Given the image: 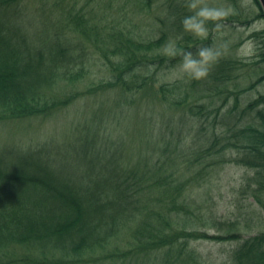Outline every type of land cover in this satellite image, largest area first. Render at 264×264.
Masks as SVG:
<instances>
[{
  "label": "trees",
  "instance_id": "16d2710c",
  "mask_svg": "<svg viewBox=\"0 0 264 264\" xmlns=\"http://www.w3.org/2000/svg\"><path fill=\"white\" fill-rule=\"evenodd\" d=\"M24 1L0 0V126L47 120L104 96L63 150L52 139L0 145V264H205L190 247L198 241L237 242L231 264H264V231L244 237L240 222L216 234L197 230L191 226L200 205L186 198L213 168L235 164L253 172L240 191L264 210V93L241 106L264 72L232 88L239 62L221 47L207 77L162 82V72L179 67V57L163 54L170 39L193 52L219 46L213 22L207 40L184 31L186 0H118L112 20L99 18L90 1L67 9L55 0L57 23L37 13L31 28ZM222 1L234 13L221 29L254 21L241 0ZM254 2L255 19H264ZM142 12L151 17L146 38ZM249 39L264 63V30ZM101 65L109 75L97 84L93 66ZM147 97L168 108H148L150 141L144 154L130 157L125 135L115 138L108 127Z\"/></svg>",
  "mask_w": 264,
  "mask_h": 264
},
{
  "label": "rangeland",
  "instance_id": "374dc122",
  "mask_svg": "<svg viewBox=\"0 0 264 264\" xmlns=\"http://www.w3.org/2000/svg\"><path fill=\"white\" fill-rule=\"evenodd\" d=\"M55 0H25L21 6L23 17L26 20L28 28L29 19L34 18L37 13L45 15L44 21L57 23L58 16L61 14V9L54 6ZM86 1L91 2V6H96L103 16L99 18H107L112 20L118 13V0H64V7L71 9V7L79 8ZM80 2V3H79ZM210 3L223 5L222 0H209ZM239 3L250 14L254 21L249 26H241L235 24L234 26H226L220 29L217 33L218 45L224 50V54L233 60L238 61L237 79L232 83L231 87L235 85L239 88H245L264 72V63L259 62V58L255 57L257 54L256 44L249 39L253 32L264 30V19H255L259 14V8L254 0H241ZM76 4V5H75ZM167 4V2L165 3ZM122 13H130L121 11ZM140 15V31L143 37L151 34L152 24L150 15L142 12ZM143 15V17H141ZM65 25L69 23L64 20ZM154 38V36H153ZM76 42V37H72ZM102 66V65H101ZM94 82L97 84L101 81L100 76H108L105 66H93ZM178 69V68H176ZM101 71V73H99ZM173 70L162 72L160 79L162 82L174 83L182 79H172ZM264 93V82L257 85L253 90L241 96L242 107L248 102L255 99L259 94ZM104 96V95H103ZM103 96L94 98L87 97L85 100L79 101L78 105L70 107L54 117L47 120L40 121H19L15 123H8L0 126V145L4 146H35L43 143L46 140H54V146L62 149L68 143L74 141L77 130L80 131L82 126L90 120L93 109L101 105ZM113 98V97H112ZM115 98V97H114ZM151 97L146 100H141L140 103L129 112L124 119L119 122H113L108 130H114L113 137H121L125 135L126 147L130 157H137L145 153L148 141H150L151 132L147 131L144 117H148V108L161 110L168 108L167 105L157 102ZM106 103V102H105ZM150 105V106H148ZM148 106V107H147ZM177 116L179 113L176 112ZM113 120V119H112ZM112 123V122H108ZM36 128V130L34 129ZM35 131V132H34ZM204 132L198 133L200 136ZM199 136L196 140H199ZM196 148L199 145L195 146ZM208 174V173H207ZM253 172L248 168L237 166L235 164H228L226 166H219L213 168L206 183L202 186L198 185L192 187L186 194L188 201L195 202V205H200V213L198 221L191 227L207 231L211 234L221 233L227 224L233 222L241 223V230L244 237H249L253 234L264 231V210L261 205L250 195L240 191L242 186L246 187L245 179L252 175ZM192 249H194L205 262V264H231L229 255L237 247V242H214V241H198L191 242ZM19 250L15 257L20 258L23 252Z\"/></svg>",
  "mask_w": 264,
  "mask_h": 264
},
{
  "label": "clouds",
  "instance_id": "9594fccd",
  "mask_svg": "<svg viewBox=\"0 0 264 264\" xmlns=\"http://www.w3.org/2000/svg\"><path fill=\"white\" fill-rule=\"evenodd\" d=\"M189 15L184 16L182 26L185 32L202 40L212 35L209 22L217 33L223 26L225 18L234 13L230 5H217L209 0H186ZM163 54L169 58H180L178 69H174L172 79H202L209 75L221 56V46L205 45L195 52L181 48L175 39H170L163 46Z\"/></svg>",
  "mask_w": 264,
  "mask_h": 264
},
{
  "label": "water",
  "instance_id": "95a60500",
  "mask_svg": "<svg viewBox=\"0 0 264 264\" xmlns=\"http://www.w3.org/2000/svg\"><path fill=\"white\" fill-rule=\"evenodd\" d=\"M264 13V0H258Z\"/></svg>",
  "mask_w": 264,
  "mask_h": 264
}]
</instances>
